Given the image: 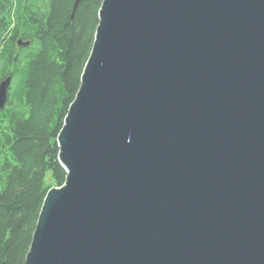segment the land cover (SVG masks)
I'll return each mask as SVG.
<instances>
[{
	"label": "water",
	"instance_id": "1",
	"mask_svg": "<svg viewBox=\"0 0 264 264\" xmlns=\"http://www.w3.org/2000/svg\"><path fill=\"white\" fill-rule=\"evenodd\" d=\"M57 142L25 264H264V0H103Z\"/></svg>",
	"mask_w": 264,
	"mask_h": 264
},
{
	"label": "trees",
	"instance_id": "2",
	"mask_svg": "<svg viewBox=\"0 0 264 264\" xmlns=\"http://www.w3.org/2000/svg\"><path fill=\"white\" fill-rule=\"evenodd\" d=\"M102 2L0 0V83L12 77L0 110V264H25L47 193L65 184L57 141Z\"/></svg>",
	"mask_w": 264,
	"mask_h": 264
}]
</instances>
